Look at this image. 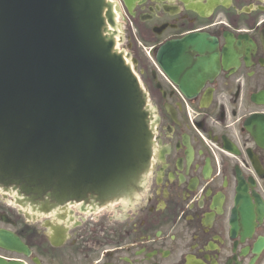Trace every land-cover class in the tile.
I'll list each match as a JSON object with an SVG mask.
<instances>
[{"label": "flooded vegetation", "instance_id": "1", "mask_svg": "<svg viewBox=\"0 0 264 264\" xmlns=\"http://www.w3.org/2000/svg\"><path fill=\"white\" fill-rule=\"evenodd\" d=\"M132 13L146 161L109 186L0 190V231L25 247H0V260L264 264V0H139Z\"/></svg>", "mask_w": 264, "mask_h": 264}, {"label": "water", "instance_id": "2", "mask_svg": "<svg viewBox=\"0 0 264 264\" xmlns=\"http://www.w3.org/2000/svg\"><path fill=\"white\" fill-rule=\"evenodd\" d=\"M138 1L121 0L129 14ZM119 27L106 0H0L1 185L93 189L146 161L152 133L138 80L114 50ZM0 247L25 251L7 231Z\"/></svg>", "mask_w": 264, "mask_h": 264}, {"label": "rangeland", "instance_id": "3", "mask_svg": "<svg viewBox=\"0 0 264 264\" xmlns=\"http://www.w3.org/2000/svg\"><path fill=\"white\" fill-rule=\"evenodd\" d=\"M129 35H128V32L126 31V30H124L123 31V34H122V43L119 45V47H118V51L119 52H121V54H123L124 53V49H126V46H127V44H128V41H129V37H128ZM116 39H117V37H115ZM115 43H117L116 41H115ZM129 61V60H128ZM4 192L5 193H9V194H13V193H11V192H9L8 190H6V189H4Z\"/></svg>", "mask_w": 264, "mask_h": 264}]
</instances>
